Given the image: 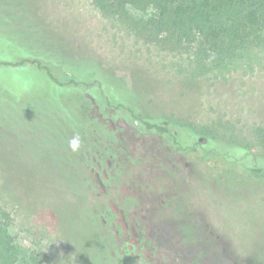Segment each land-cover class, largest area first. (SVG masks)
I'll return each instance as SVG.
<instances>
[{
    "label": "rangeland",
    "instance_id": "374dc122",
    "mask_svg": "<svg viewBox=\"0 0 264 264\" xmlns=\"http://www.w3.org/2000/svg\"><path fill=\"white\" fill-rule=\"evenodd\" d=\"M35 1L38 18L47 27L48 46H61L54 50L59 54L66 48L76 57L97 58L109 70L102 84L111 103L159 117L182 143L171 146L156 133L114 118L112 109L104 115L92 102L84 107L115 131L117 154L105 160L119 171L111 187L101 183L106 169L94 174V198L113 208L112 230L118 240L134 246L143 264H264V155L257 163L240 154L231 158L212 144L213 138L229 144L249 140L257 152L263 150L255 130H264V45L241 49L216 70L196 76L187 69L186 53L157 47L151 39L130 32L93 0ZM6 14L14 15L10 19ZM23 19L20 11L0 9L1 57L18 55L22 44L34 53L47 49L41 48L36 30L29 33L17 24ZM52 66L59 80L69 81V74ZM96 76L88 72L84 81ZM134 87L140 97L134 96ZM64 95L34 67L0 66L1 145L16 149L14 162L20 168L32 160L46 166L43 178L50 176L54 182L51 169L60 167L50 151L59 154L64 141L67 154L65 144L73 137L66 129L70 120L63 125L50 114L65 113ZM41 147L50 157L42 158L36 151ZM57 188L30 201L28 209L8 206L21 264H80L73 231L64 232L60 211L54 208L64 205L66 194L63 186ZM69 209L64 208V216L74 221ZM92 261L102 264L101 254Z\"/></svg>",
    "mask_w": 264,
    "mask_h": 264
},
{
    "label": "trees",
    "instance_id": "16d2710c",
    "mask_svg": "<svg viewBox=\"0 0 264 264\" xmlns=\"http://www.w3.org/2000/svg\"><path fill=\"white\" fill-rule=\"evenodd\" d=\"M93 2L107 17L125 24L130 32L151 39L157 47L174 51L176 54L186 53L185 63L192 75H204L216 70L241 49L264 45V0H93ZM5 7L23 13L24 19L17 24L27 29L29 33L36 30L37 32H34L37 33V38L39 41L42 40L41 48L47 49H44V54L34 53L32 50H26L27 46L22 44L23 46H19L22 50L18 47V55L12 58L7 56L8 59L6 55L0 56V66L34 67L47 76L52 88L64 90L65 97L61 100V106L65 113L50 114L56 115V119L62 121L63 125L64 121L70 120V126L66 125V129L73 136L79 134L82 146L79 151L72 152L68 140L65 144L67 154H64V141L61 145L63 150L59 154L54 150L50 151L51 156L57 155L59 160L57 167H60L51 169L53 172L50 175H56L54 182L50 176L43 178L47 167L40 162L32 163L34 161L32 160L30 163H24L21 168L18 167L19 165L14 162L18 157L16 149L11 146L3 148L0 141V264H21L20 246L11 232L12 212L9 204L28 209L30 201H39L38 197L50 195L58 189L57 187L62 186L66 193L64 205L54 208L57 212L60 211L58 217L60 224H64V232L67 234L70 230L73 231L80 264H94L92 259L97 254H101L102 264H143L141 253L137 252L134 246L130 247L127 241H119L117 235L113 233L112 226H115L116 217L113 208L100 197L94 198L98 186L94 174L100 169H106L107 173L101 181L102 185L105 187L113 185L119 169L107 166L105 159L116 156L117 148L114 141L115 131L97 116L88 113L84 107L92 102L104 115H109L107 109H112L114 118H123L141 131L156 133L171 146L182 147V143L159 117L138 114L132 107L122 102L111 103L102 84L109 78V70L97 58L76 57L66 48L64 54H59L55 51L61 50V46L54 49L50 43L48 46L45 38L48 35L44 32L47 27L38 18L39 5L35 0H0V9ZM13 15L6 14V18L11 19ZM2 18L4 19L3 15ZM28 41L30 40H27V43ZM52 65L62 68L65 74H69V81L59 80L52 70ZM88 72L97 76L92 81L85 82L84 77ZM132 92L135 97L141 96L140 90L135 87ZM38 128H41V125ZM50 130H54L55 134H64L53 128ZM255 138L263 146L261 152H257L249 140L229 144L221 138H213L212 144L214 143L215 151L225 156L232 158L240 154L257 163L263 160L261 156L264 155V130L257 128ZM27 139L31 140V137ZM36 151L42 158L50 157L49 150L44 147ZM96 159L100 163L97 164ZM64 173L67 174L65 182ZM67 206L70 207L69 211L72 210L69 214L73 213L74 221L64 216V208Z\"/></svg>",
    "mask_w": 264,
    "mask_h": 264
},
{
    "label": "clouds",
    "instance_id": "9594fccd",
    "mask_svg": "<svg viewBox=\"0 0 264 264\" xmlns=\"http://www.w3.org/2000/svg\"><path fill=\"white\" fill-rule=\"evenodd\" d=\"M82 146V139L79 136V134L74 135L70 140H69V148L71 149L72 152H77Z\"/></svg>",
    "mask_w": 264,
    "mask_h": 264
}]
</instances>
